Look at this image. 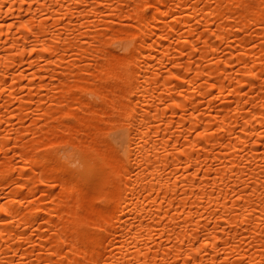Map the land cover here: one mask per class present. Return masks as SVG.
I'll use <instances>...</instances> for the list:
<instances>
[{
	"label": "bare ground",
	"instance_id": "bare-ground-1",
	"mask_svg": "<svg viewBox=\"0 0 264 264\" xmlns=\"http://www.w3.org/2000/svg\"><path fill=\"white\" fill-rule=\"evenodd\" d=\"M0 209V264H264V0H0Z\"/></svg>",
	"mask_w": 264,
	"mask_h": 264
},
{
	"label": "snow or ice",
	"instance_id": "snow-or-ice-1",
	"mask_svg": "<svg viewBox=\"0 0 264 264\" xmlns=\"http://www.w3.org/2000/svg\"><path fill=\"white\" fill-rule=\"evenodd\" d=\"M236 7H237V8H240V7H242V5H236ZM129 44H131V41L123 42V43L120 45V47L123 49L124 47H127ZM113 139H114V142L119 146V147L117 148V151H119L120 148H122V147L125 146V144H126V138H122V137L117 136V137H114ZM49 186H50V187H53V188L56 187L55 184H52V185H49ZM0 210H2V209H0ZM189 264H191V258H189Z\"/></svg>",
	"mask_w": 264,
	"mask_h": 264
}]
</instances>
